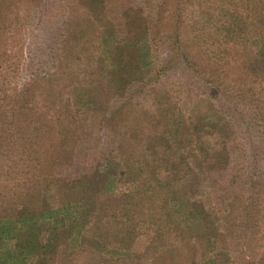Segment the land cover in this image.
I'll return each instance as SVG.
<instances>
[{"label": "trees", "instance_id": "trees-1", "mask_svg": "<svg viewBox=\"0 0 264 264\" xmlns=\"http://www.w3.org/2000/svg\"><path fill=\"white\" fill-rule=\"evenodd\" d=\"M84 1L77 2L98 12L94 16L95 24L91 22L95 46L89 52L90 66L94 64L97 69H103L113 88L114 77L126 72L130 49H133L132 81L157 80L179 66L187 71L185 77L189 83H184L183 89L186 97L192 95L194 99L204 94L205 99L213 100L211 114H202L200 120L187 112L186 120L182 121L179 109L169 127L174 136L182 128L185 136L170 145L175 149L192 148L201 165L194 172L188 166V172L180 174L177 169L188 164L170 156L169 145L161 143L162 132L159 140L149 145V153L144 152L147 147H141L140 143L127 144L125 131L115 124L120 110L115 109L107 117L109 130L104 141H93L92 149L96 148L91 156L74 159L71 177L55 179L51 187L57 197L54 204L36 206L17 216L0 213V264H45L48 262L45 254L59 234L68 238L70 246L96 254L105 264L150 259L157 253L171 251L178 242L193 252L186 264H264V234H261L264 233V212L259 209L264 194V91L256 95L252 86L259 79L260 83L264 81V15L248 11L244 19L231 11L220 16V21L208 33L209 38L218 41V46L243 38L247 41L243 46L246 54L233 66L237 71L228 79L229 86L223 77L214 79L213 72L207 70L208 65L215 68L217 62L203 64L196 60L191 41L196 36V27L193 23L185 31L189 39L182 38L179 13L171 11L166 15L168 11L161 9L163 5L155 19L139 17L143 28L136 36L105 38L109 1ZM170 1L175 4L179 0ZM153 38H159L165 50L166 58L158 63L151 58ZM77 40L68 43L73 53L72 59H68L74 62L76 58L80 64L83 52L82 48L78 50ZM61 59L62 56L57 58L59 64ZM120 80L123 84L130 82V78L122 75ZM123 84L117 85L120 91L130 86L129 83L122 87ZM52 118L50 115L49 120ZM2 120L8 121L7 117ZM213 143L219 148L215 149ZM67 149L61 148V152ZM46 160L43 164L49 166V171L52 165ZM65 160L58 158L54 164L61 165ZM182 181L187 191L179 195ZM204 181L209 190L197 199L194 191ZM39 195L37 191L33 197H26L24 203H39ZM41 203H45L44 199ZM177 203H186V208L181 210L184 205ZM234 203L239 204L242 214L235 210ZM218 220L221 229L216 224ZM193 225L201 230V240L192 241L178 235L191 233ZM139 231L147 232V244L143 252L133 253L131 247ZM28 257L34 260L29 262Z\"/></svg>", "mask_w": 264, "mask_h": 264}, {"label": "rangeland", "instance_id": "rangeland-1", "mask_svg": "<svg viewBox=\"0 0 264 264\" xmlns=\"http://www.w3.org/2000/svg\"><path fill=\"white\" fill-rule=\"evenodd\" d=\"M77 1L0 0V213L10 212L17 216L34 210L36 206L54 204L57 197L51 187L55 179L71 177L74 159L92 155L96 148L92 149L93 141H104L109 130L107 117L118 108L120 110L115 124L120 126L122 132L125 131L123 134L128 140L127 144L140 143L141 147H147L144 152L149 153V145L155 144L162 132L161 143L169 145L167 150L170 156L188 164L177 169L180 174L188 172V166L194 172L201 165L192 148L182 146L175 149V146L170 145L185 136L182 128L178 136H174L169 127L179 109L182 121L186 120L187 112L200 120L202 114H211L214 112L211 105L213 100L205 99L204 94L194 99L192 95L186 97L183 89L186 87L184 83H189L185 77L187 71L179 66L174 72L161 75L157 80L132 81L134 74L130 68L133 66V49H130L126 72L114 77L116 84L113 88V82L108 81L103 69H97L94 64L90 66L89 52L95 46L91 36L95 30L91 22L98 12L90 11L83 2ZM108 1L110 5L108 10L105 9L108 13L105 18V38L114 35L116 39L136 36L143 28L139 17L155 19L164 5L161 9L168 11L166 15L171 11L179 13L183 24L182 38L187 37L185 31H189L194 23L196 36L191 37V41L196 50V60L203 64L217 62L215 68L214 65L206 68L213 72L214 79L223 77L225 84H229L228 79L236 75L237 70H233V66L244 58L246 53L243 46L247 41L243 38L234 43L229 41L220 44L219 47L218 41L209 38L208 33L220 21V16L231 11L244 19L248 11L264 15V0H179L175 4L170 0ZM238 23L247 28L240 20ZM80 31L81 34H78ZM77 38L80 45L78 50L82 48L83 52L79 51L82 54L80 64L75 61L76 58L74 62L70 61L73 53L69 51L68 45ZM150 41L153 43L151 58L156 59L157 63L165 59L161 40L153 38ZM59 56H62L61 64L57 61ZM56 67L58 72L54 70ZM120 75L125 79L130 78V82L123 84ZM261 81L259 79L252 84L256 95L264 91V81ZM129 83L125 91L117 88V85L126 87ZM50 115L53 117L51 120ZM4 117H7V122L2 120ZM213 145L215 149L219 148L215 143ZM61 148L68 149L61 152ZM61 157L66 160L61 165H55ZM44 159L52 165L51 170L47 171L49 166H44ZM52 159H55L54 162ZM45 175L48 176L46 180ZM183 184V181L179 184V195L187 191ZM120 187L124 188V185ZM196 187L198 189L194 195L197 199L207 195L209 187L206 181ZM35 190L40 192V198L37 197L39 203H24L26 197L29 199L37 193ZM42 199L45 203H41ZM262 202L259 209L263 213L264 194ZM177 204L181 207L184 205L181 210L187 205ZM234 204L235 210L239 211V204ZM239 214L242 213L239 211ZM216 224L221 229L219 220ZM190 232L178 235L189 237L192 241L195 238L201 240V230L197 225H193ZM146 233L138 232L131 247L133 253L143 252L147 244ZM224 238L227 240V237ZM180 244L178 242L163 255L157 253L150 259L143 257L141 261L121 264H186L193 252ZM5 249L2 248V252ZM45 255L48 260L45 264H105L96 254L70 246L64 234L57 235L54 246ZM194 257H198L197 254ZM26 260L31 262L34 259L28 257Z\"/></svg>", "mask_w": 264, "mask_h": 264}]
</instances>
